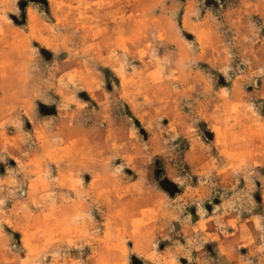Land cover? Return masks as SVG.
Instances as JSON below:
<instances>
[{
  "label": "rangeland",
  "instance_id": "1",
  "mask_svg": "<svg viewBox=\"0 0 264 264\" xmlns=\"http://www.w3.org/2000/svg\"><path fill=\"white\" fill-rule=\"evenodd\" d=\"M0 264H264V0H0Z\"/></svg>",
  "mask_w": 264,
  "mask_h": 264
},
{
  "label": "bare ground",
  "instance_id": "2",
  "mask_svg": "<svg viewBox=\"0 0 264 264\" xmlns=\"http://www.w3.org/2000/svg\"><path fill=\"white\" fill-rule=\"evenodd\" d=\"M34 16H35V15H34ZM34 16H33V17H34ZM31 19H33V18H31Z\"/></svg>",
  "mask_w": 264,
  "mask_h": 264
}]
</instances>
